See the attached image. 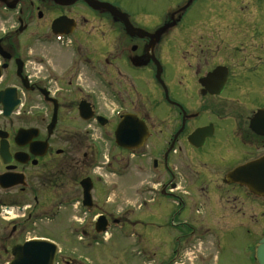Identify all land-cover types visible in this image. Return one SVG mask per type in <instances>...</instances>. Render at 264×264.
Listing matches in <instances>:
<instances>
[{
	"label": "flooded vegetation",
	"instance_id": "1",
	"mask_svg": "<svg viewBox=\"0 0 264 264\" xmlns=\"http://www.w3.org/2000/svg\"><path fill=\"white\" fill-rule=\"evenodd\" d=\"M124 1L0 0V264L10 263L16 244L51 239L27 237L39 219H62L59 230L80 244L56 242V264L107 262L115 252L107 247L111 237L147 224L123 219L139 188L107 184L92 167L102 157L106 170L122 177L144 147L149 154L159 149L151 162L159 187L148 192L188 193L210 207L222 232L208 237L203 228L172 222L182 224L172 251L132 248L128 261L145 254L149 264H208L201 243L233 246L241 218L254 221L248 232L258 237L242 255L257 264L264 238V0H132V8ZM184 81L186 103L173 96ZM95 94L113 106L109 114L96 113ZM124 119L142 122L141 147L116 143ZM91 122L105 129L120 157L96 148ZM171 156L179 165L170 166ZM225 219L232 221L225 226Z\"/></svg>",
	"mask_w": 264,
	"mask_h": 264
},
{
	"label": "rangeland",
	"instance_id": "2",
	"mask_svg": "<svg viewBox=\"0 0 264 264\" xmlns=\"http://www.w3.org/2000/svg\"><path fill=\"white\" fill-rule=\"evenodd\" d=\"M125 5L129 8L134 7L132 0H125ZM186 84L179 88L178 91L175 90L173 94L176 99L182 103H186L187 94L190 92L188 88H185ZM190 96V94H189ZM92 103L96 113H110V108H113L106 98L102 94H95L92 96ZM168 106L166 104L161 105V112L164 113L167 111ZM89 128L91 131V139L96 148L99 149L102 153L109 152V155L113 157H120L118 151L114 147V143L111 140H108L105 135V129L99 127L96 123H89ZM159 149H151L152 154L148 153V148L144 147L139 152V158L130 162L128 167H125L122 173V177H116L112 175L109 171L106 170L104 159L99 157L97 165L92 167L94 172L92 175L100 176L102 180H105L107 184H124L130 185L135 184L139 188L140 196L138 198V203L130 204L123 207V219H136L140 223H146L147 226L143 227V224H137L134 229L122 230L123 232H117L114 237L110 238L107 247H112L115 252L109 257L107 262L104 261V264H132V261H128L130 256V250L132 248L140 250L139 253H142L143 250H147L150 247L154 248V251L162 252L164 247L166 250L172 251L176 236L179 233L181 226H172L178 225L186 221L188 225L194 228L196 231H199L203 228L202 234L206 233L209 236H221V230H219L218 219H215L214 215H211L212 212H209L207 206H202L199 201H195L196 198L185 194L182 191H175L171 193H149L148 187L157 186L158 182L153 179L154 173L155 177L158 176V171H152V158L158 157L157 152ZM143 153V155H141ZM176 163L179 165L178 158L176 156H171L169 159L170 166ZM163 169V166H160ZM184 169V168H183ZM117 170H121L118 168ZM180 170V169H179ZM133 173L137 174L136 178L133 179ZM153 173V174H152ZM184 178H187L189 175L187 171L182 173ZM186 176V177H185ZM180 177V176H179ZM158 179V178H157ZM188 182V181H187ZM186 182V183H187ZM180 187L183 188V182L179 183ZM185 191H188V188H185ZM136 202V201H135ZM138 204V205H137ZM211 216V218H208ZM239 218V217H238ZM39 229H31L27 237L32 236H47L59 243L60 246L66 248L76 247L79 248V243L74 239L71 241L69 239L68 233L66 238H63L62 232L59 230L62 224V219H57L56 221H51L50 219H39ZM232 221V219H225V226L227 221ZM228 221V222H229ZM78 223V221H76ZM254 221L252 219H241L237 221V227L232 231L235 233V238L233 241V246L228 245L226 248L215 247L213 243V238H209L205 243H201L200 251H202L207 259L208 264H237L238 262H245L248 264V257L242 255V250L245 247H253L256 238V235L250 234L248 231L254 229L252 224ZM57 224V225H56ZM57 226V228L55 227ZM184 228V227H183ZM61 229V228H60ZM255 231V229H254ZM181 232V231H180ZM75 234V233H74ZM76 237V235L74 236ZM21 238V237H20ZM112 239V242H111ZM152 240L159 241L158 245H154ZM14 241V240H13ZM12 241V242H13ZM151 242V243H150ZM82 246V245H81ZM102 252L104 248L100 247ZM253 250V248H251ZM128 252V256L124 253ZM253 253H251L252 256ZM147 255L139 254L134 264H149L150 262L145 260ZM212 258H214L212 260ZM247 258V260H246ZM125 260V261H124ZM174 260H178V256L175 255ZM128 261V263H127ZM102 263V262H101ZM103 264V263H102ZM173 264H177L174 263ZM254 264V263H253ZM257 264L259 262L257 261Z\"/></svg>",
	"mask_w": 264,
	"mask_h": 264
},
{
	"label": "water",
	"instance_id": "3",
	"mask_svg": "<svg viewBox=\"0 0 264 264\" xmlns=\"http://www.w3.org/2000/svg\"><path fill=\"white\" fill-rule=\"evenodd\" d=\"M99 6L102 4H98ZM12 109H4V116H9ZM90 115H85V118H89ZM54 121V118H53ZM128 119L122 120L115 130L116 143L122 147H138L142 145V141L145 139V128L141 121H135L134 123L127 122ZM199 132V131H197ZM135 134V140L129 142L127 140L128 135ZM195 135V134H194ZM232 174L231 176H234ZM83 182V189L85 197L89 196L90 183ZM13 259L9 264H55V256L57 254V246L45 239H32L24 242L23 244L13 247ZM257 260L259 264H264V238L261 239L257 248Z\"/></svg>",
	"mask_w": 264,
	"mask_h": 264
}]
</instances>
